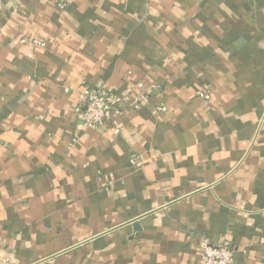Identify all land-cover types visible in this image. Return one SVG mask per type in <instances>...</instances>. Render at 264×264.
<instances>
[{"label": "crops", "instance_id": "crops-1", "mask_svg": "<svg viewBox=\"0 0 264 264\" xmlns=\"http://www.w3.org/2000/svg\"><path fill=\"white\" fill-rule=\"evenodd\" d=\"M82 86L147 100L88 129ZM203 239L264 264V0H0V264H202Z\"/></svg>", "mask_w": 264, "mask_h": 264}, {"label": "built area", "instance_id": "built-area-1", "mask_svg": "<svg viewBox=\"0 0 264 264\" xmlns=\"http://www.w3.org/2000/svg\"><path fill=\"white\" fill-rule=\"evenodd\" d=\"M22 43L43 47L45 44L39 40L22 38ZM141 87L140 84H137ZM79 107L81 125L88 129H97L110 122L114 114H119L121 105H126L132 98V108L138 110L146 102L145 95H136L132 92H125L123 95H116L104 88H87L82 86L79 90ZM164 111V108H159ZM136 166L139 162H134ZM200 259L202 264H233V249L227 243L212 244L203 239L200 242Z\"/></svg>", "mask_w": 264, "mask_h": 264}]
</instances>
